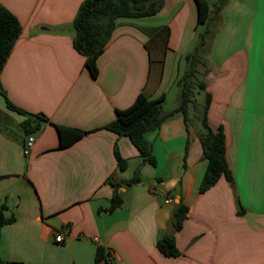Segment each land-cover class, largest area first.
Instances as JSON below:
<instances>
[{"label":"crops","instance_id":"1","mask_svg":"<svg viewBox=\"0 0 264 264\" xmlns=\"http://www.w3.org/2000/svg\"><path fill=\"white\" fill-rule=\"evenodd\" d=\"M82 1L0 0L22 25L0 72V211L14 218L2 227L0 258L95 264L102 248L97 264H264V0H227L219 10V0H208L204 24L195 0H164L152 16L121 17L97 77L73 45ZM207 28L217 59L207 65L206 116L227 134L232 176L200 191L208 159L201 116L193 120L189 105L188 123L177 112L146 131L153 164L127 135L104 126L141 92L163 95V109L173 110L187 56ZM25 119L40 124L29 149ZM56 125L88 133L61 147ZM115 187L123 201L110 210ZM180 202L188 215L175 230ZM167 235L176 256L157 247Z\"/></svg>","mask_w":264,"mask_h":264},{"label":"trees","instance_id":"2","mask_svg":"<svg viewBox=\"0 0 264 264\" xmlns=\"http://www.w3.org/2000/svg\"><path fill=\"white\" fill-rule=\"evenodd\" d=\"M164 0H83L79 6L75 19L73 20L76 36L73 40L74 48L86 57L85 65L93 77H97V60L102 53L106 43L112 39L116 21L121 17H138L156 14L162 7ZM227 0H219L214 6L219 10ZM198 9L197 24L208 23L210 19V6L208 0H195ZM22 25L17 16L9 11L7 7L0 3V72L9 57L16 39L21 33ZM208 28L201 34L200 41L194 51L189 53L188 66L180 81L181 87L180 102L171 111H165L162 103L164 96L157 99H150L145 93H139L131 105L125 108L116 109V118L104 127L118 135H127L131 143L139 150L140 155L149 163H155V158L151 153L146 131L158 128L162 122L170 118L177 112H181L185 121L189 122L188 105L194 102L193 88L198 86L205 87V80L199 79V66H205V52L208 48ZM211 103V95L207 93V101L204 105L201 115L203 131L200 133L201 146L205 157L208 159L206 171L200 184V191L208 190L212 185L225 176L231 178L229 161L227 156L228 138L224 128L220 126L213 129L208 125L206 109ZM24 112L23 110H20ZM31 119V118H30ZM30 119L23 121V126L27 134L39 129L37 122L31 124ZM186 123V124H187ZM61 147L68 146L75 140L88 133L86 129L76 127H66L65 125H56ZM117 164L120 169L127 166V160L124 158L118 147L114 148ZM140 178L135 177L130 181H123L126 184L138 182ZM116 185V183H113ZM119 185V184H117ZM123 201L121 195L115 187L110 210L116 209ZM0 211V238L2 227L10 223L14 218L6 217L3 212V206ZM188 215V207L184 202L176 204L173 216V227L178 230ZM174 235L162 237L157 244L158 249L165 256H176L179 252L176 247ZM103 249L98 248L95 264L100 262ZM0 264H11L0 258Z\"/></svg>","mask_w":264,"mask_h":264},{"label":"rangeland","instance_id":"3","mask_svg":"<svg viewBox=\"0 0 264 264\" xmlns=\"http://www.w3.org/2000/svg\"><path fill=\"white\" fill-rule=\"evenodd\" d=\"M208 49L209 48H207V51L204 54L205 55L204 58L206 60L205 66H199V72H198L199 79H203V80H205L206 75H207L208 63H212V60L215 61L214 59H217V56L214 57L209 54ZM193 92H194V102L189 104V109L191 110V113H190V110H189V113H190V116L193 117V120H194L195 116L197 115L201 116L203 113L204 105L207 101L208 90L206 89V86L203 88L195 86L193 88Z\"/></svg>","mask_w":264,"mask_h":264},{"label":"built area","instance_id":"4","mask_svg":"<svg viewBox=\"0 0 264 264\" xmlns=\"http://www.w3.org/2000/svg\"><path fill=\"white\" fill-rule=\"evenodd\" d=\"M34 139H35V136H34L33 134H30V135L28 136V138H27L26 141H25V148H26V149H29V148L33 145ZM170 201H172V200H170ZM55 239L57 240V242L62 241V240L64 239V238H63V234H62V232L57 233L56 236H55ZM93 240H94V241H98L99 238H98L97 236H95V237L93 238Z\"/></svg>","mask_w":264,"mask_h":264}]
</instances>
